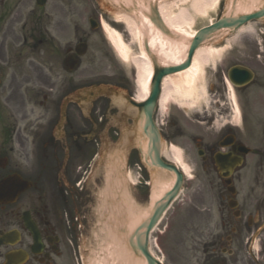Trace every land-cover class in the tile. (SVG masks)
Wrapping results in <instances>:
<instances>
[{
    "label": "flooded vegetation",
    "instance_id": "1",
    "mask_svg": "<svg viewBox=\"0 0 264 264\" xmlns=\"http://www.w3.org/2000/svg\"><path fill=\"white\" fill-rule=\"evenodd\" d=\"M27 1L0 0L1 31L14 15L28 7ZM50 1L45 8H39L33 0L31 14L36 19L31 35L36 31L35 47L46 43L57 47L56 39L44 36L47 30L42 27L43 19L59 22L62 27L67 25V15L46 12ZM230 43L226 58L213 69L207 68L202 79L197 80L195 90L202 88L201 83L205 85L208 107L195 105L192 115L185 107L172 113L168 121V137L178 139L196 178L186 187L174 216L179 227L180 222L187 223L186 228L195 223L192 231L197 241H205L204 236L209 238L203 242V259L196 264H264V25L246 27L243 36ZM58 49L50 72L56 66L66 72V58L77 59L71 44ZM14 58L12 63L0 59V90L6 89L7 94L19 97L21 102L14 127H5L0 133V182L4 183L0 201V264H58L57 259L72 255L74 244L72 187L59 189L57 182L70 179L62 185L72 181L76 185L86 174L82 172L74 180L71 160L74 154H88L90 146H85L87 139L82 135L90 127L70 119L73 125L68 124L64 139L57 140L53 135L54 117L42 125L43 118L33 117L34 110L28 112L22 94L30 88L33 92L37 89L32 101L55 116L57 107L74 87L71 73L59 75V83L48 85L38 61L30 54H16ZM9 65L12 76L7 80ZM233 72H237L234 80L241 84L239 88L228 79ZM45 87L52 93L50 96L42 95ZM72 107L78 111L74 106L68 109ZM104 108L106 103L98 104L95 114L103 113ZM66 156L71 159L65 165L66 173L59 178ZM20 180L31 183V187L21 192ZM188 200L190 204L185 208ZM172 226L167 224L164 236ZM13 254L19 255L8 261Z\"/></svg>",
    "mask_w": 264,
    "mask_h": 264
},
{
    "label": "water",
    "instance_id": "2",
    "mask_svg": "<svg viewBox=\"0 0 264 264\" xmlns=\"http://www.w3.org/2000/svg\"><path fill=\"white\" fill-rule=\"evenodd\" d=\"M37 1L39 6L46 2ZM98 1L105 9L123 12L136 21L154 77L145 102H138L113 86L91 85L72 93L62 106L61 124L70 103L77 104L88 118L96 100L107 98L111 102L100 159L90 181L96 200L91 225L97 237L88 254L89 264H161L150 253V234L184 184L179 169L162 157L165 142L154 119L162 82L188 68L198 49L218 45L250 22H264V0H227L218 21L193 38L180 36L164 22L160 6L171 0ZM153 36L169 47H178L179 61L168 59L157 45L152 46ZM113 128L119 131L116 140L109 136ZM134 152L150 181L145 196L137 195L128 179Z\"/></svg>",
    "mask_w": 264,
    "mask_h": 264
},
{
    "label": "rangeland",
    "instance_id": "3",
    "mask_svg": "<svg viewBox=\"0 0 264 264\" xmlns=\"http://www.w3.org/2000/svg\"><path fill=\"white\" fill-rule=\"evenodd\" d=\"M27 3L28 7L14 15V18L10 19L8 26L3 31L0 29V59L8 60L10 63H12V60L15 59L14 57L16 54H30L31 58H34L38 61L41 70L44 72L42 77L43 81L48 82V85L53 82L59 83L61 80L59 75H64L65 72L60 69L59 66H56V69L50 72L52 68L50 62L53 58L52 56L54 55L50 44L46 43L35 47L34 40L37 36L36 34L30 35L32 29L35 27L36 19V16L31 14V10L34 8V2L33 0H29ZM191 4L192 0L182 3L177 2L171 4L168 7V11L166 12L169 18L176 16L178 17L183 12L187 16L191 17L192 22L183 28L184 31L188 33L196 32L199 29L215 22L222 10L220 4L219 7L213 10H207L206 15H199L191 9ZM55 5H57L56 9H54ZM59 5L63 6L59 7ZM48 6L50 8L47 9L46 12H54L62 16L63 14L68 15L67 19L69 23L66 25V27H62L63 25L59 26V22H54L55 25L53 23H49L47 21L48 19H43L42 21V25L46 26L48 33H50V35L56 39V45L64 46L66 42H69L74 46L77 43L78 38L82 36L85 37V40L87 41L88 51L81 59V66L72 76L74 83L81 85L84 83L90 84L95 82H116L121 78L125 79L131 87L132 92L136 93V71L133 65L132 57H136L141 53V47L138 41L136 42L134 37L127 32L123 24L117 22L111 13L101 10L97 6L95 0H62V2L61 0H51ZM60 8L64 10L62 11ZM94 13L99 15V18H101L102 22L108 24L112 30H116L122 34L124 41L131 48V58L129 62L123 63L118 58L117 53L111 45L103 28L101 30L98 29L96 31H92L89 25V18L94 15ZM57 20L59 21V17H57ZM26 23L28 24L26 25ZM240 36L241 34L238 37ZM25 39H33V41H25ZM36 43L39 44L38 41ZM225 53L219 59H225ZM23 60H26V58H23ZM8 70L9 73H7V80L12 76V69L10 68V65ZM42 89L44 90V95L48 94V87ZM22 96L25 98V107L27 108L28 112L34 110L35 115L33 117L43 118L42 125H44L46 121L52 119L53 116L50 111H44V109L41 108L39 104H36L34 101H32L36 96V93L33 92L31 88L29 89L28 93H23ZM196 97L199 103L201 102L202 104L207 105L209 100L204 91L199 92L197 95H195V98ZM0 98L2 104L4 105H2V113L6 115H4V117L10 118L7 126V122H0L1 133L5 127L8 129H12L14 127L16 123L15 118L17 117V112L19 109L18 107L20 106L19 104L21 102L19 97L7 94L6 89L0 90ZM7 100L8 105H5L4 102ZM38 100L42 101V96ZM182 100L183 98L180 96H170L169 100L167 101L168 104H166L164 109L161 111L162 115L159 116L158 124L161 126V128L162 125L165 126L168 122L167 117L170 115V113L177 111L173 105H182ZM193 111L194 108L191 109V112ZM29 133L31 134L32 132L29 131ZM24 140L27 139L24 138ZM28 140L29 142L27 144V149L30 153L31 138H28ZM171 146L179 153V155H181L182 152L176 140L169 141V147ZM77 161L75 164L82 166V164L78 163ZM186 162L187 159L185 160V163ZM131 164L132 177L135 178L134 180L136 183L138 181L141 182V184L138 182L139 188L137 187V190H143L144 183L146 182L144 172L140 170L137 159H133ZM192 177H194V173H189V178ZM138 178L140 179L138 180ZM192 179H190V181H192ZM189 204L190 201L188 200L184 207L186 208ZM178 209L179 207L176 205L174 209L168 212L165 221L162 223L161 227H159V231H156L153 235V238L157 240V244L161 249V252H157L156 254L170 264H196L200 258L203 259V242L208 241L207 239L209 238L208 236H204L205 241H197L192 231V226L195 223H193L189 228H186L185 225L187 223L184 224L183 222H180L179 227V221L174 216L178 212ZM167 224L173 225L174 227H171L166 236H162ZM212 228L214 229V227ZM89 237H91L89 230L87 233L82 234L79 243L81 249L86 248L85 245L86 242H88ZM76 256L77 255H75V257Z\"/></svg>",
    "mask_w": 264,
    "mask_h": 264
},
{
    "label": "bare ground",
    "instance_id": "4",
    "mask_svg": "<svg viewBox=\"0 0 264 264\" xmlns=\"http://www.w3.org/2000/svg\"><path fill=\"white\" fill-rule=\"evenodd\" d=\"M185 1L188 0H176V2L174 3L177 2L182 3ZM221 1L222 0H192L191 9L199 15H206L207 10H213L217 8ZM170 5H164L161 7L160 10L166 25L171 30H173L178 34H181L185 37H190V38L193 37L195 35V32L188 33L185 32L183 29L187 24L192 22L191 17L187 16L183 12L178 17L176 16L173 18H169L166 12L168 11V7ZM115 20L126 27L127 32L134 37L136 42L141 40L140 28L133 19H131L126 15L118 14L115 15ZM102 26L105 33L108 36L111 45L115 49L118 58L123 63L129 62L131 58V48L124 41L122 34L116 30H112L109 27V25L106 23H103ZM151 45L154 47L157 45L160 48L161 52H163V54L168 59L170 60L173 59V61L175 62L179 61V54L181 53V51L178 50V47H174L171 44L169 47L168 45L165 44L164 41L159 39V37H154V36L151 39ZM221 52L222 51L215 50L213 48L199 51L196 54L193 65L190 69L186 70L185 72L168 77L164 82V94H163L164 106L169 100L171 95H176V96L192 95L194 91V86L186 87V85L184 84L186 83L187 85H191L193 83V80L199 74L200 64L203 61H206L208 57L214 58L219 56ZM132 61L134 68L136 70V86H137V90L135 93L136 99L139 102H143L146 100L149 93V85L153 74L152 65L143 52L136 57H132ZM178 156L179 155L177 154V151L174 150L173 148H170V151L167 153L166 158L172 160L175 164H177L188 176V170L186 168L181 167V165L179 164Z\"/></svg>",
    "mask_w": 264,
    "mask_h": 264
}]
</instances>
